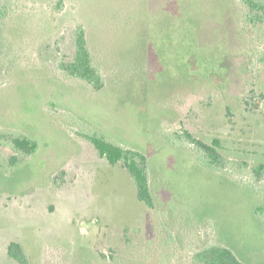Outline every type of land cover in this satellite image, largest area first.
<instances>
[{
  "label": "rangeland",
  "instance_id": "rangeland-1",
  "mask_svg": "<svg viewBox=\"0 0 264 264\" xmlns=\"http://www.w3.org/2000/svg\"><path fill=\"white\" fill-rule=\"evenodd\" d=\"M79 23L99 90L58 66ZM240 33L229 0H0V264H264V25ZM84 135L145 156L154 208Z\"/></svg>",
  "mask_w": 264,
  "mask_h": 264
},
{
  "label": "trees",
  "instance_id": "trees-1",
  "mask_svg": "<svg viewBox=\"0 0 264 264\" xmlns=\"http://www.w3.org/2000/svg\"><path fill=\"white\" fill-rule=\"evenodd\" d=\"M229 7L238 19L239 28L241 29L239 39L243 37V32L247 30L249 25H264V0H229ZM86 36L83 24L79 23L72 32V55L67 59L66 54H64L58 66L67 75L79 78L91 85L93 89L99 90L103 85L100 66L88 45ZM242 52L243 60H241V63L244 62L245 68L253 70L251 57L246 59L247 49L242 47ZM185 135L191 143L196 144L215 161L224 159L212 145L194 138L188 131L185 132ZM84 138L92 144L100 158H106L110 164L120 162L133 179L138 200L144 202L149 208H154L146 172L145 156L138 151L123 148L102 137L84 135ZM13 142L16 147L23 148L27 152L35 148V143L26 139H13ZM253 172L258 175L263 173L264 164H258L254 167ZM8 254L20 264L26 263V257L16 242H11L8 245ZM193 254V262L196 264H245L230 249L223 246H201L199 249H195Z\"/></svg>",
  "mask_w": 264,
  "mask_h": 264
}]
</instances>
